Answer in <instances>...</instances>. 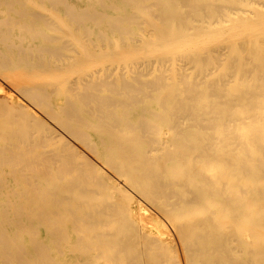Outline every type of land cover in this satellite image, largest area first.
Here are the masks:
<instances>
[{"label": "bare ground", "instance_id": "bare-ground-1", "mask_svg": "<svg viewBox=\"0 0 264 264\" xmlns=\"http://www.w3.org/2000/svg\"><path fill=\"white\" fill-rule=\"evenodd\" d=\"M0 264H264V0H0Z\"/></svg>", "mask_w": 264, "mask_h": 264}]
</instances>
